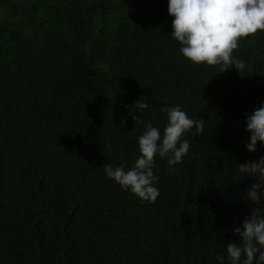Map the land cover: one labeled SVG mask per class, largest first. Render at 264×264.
Instances as JSON below:
<instances>
[{
  "label": "trees",
  "instance_id": "16d2710c",
  "mask_svg": "<svg viewBox=\"0 0 264 264\" xmlns=\"http://www.w3.org/2000/svg\"><path fill=\"white\" fill-rule=\"evenodd\" d=\"M168 0H0V264H218L256 207L235 168L245 114L264 103V32L240 41L246 68L194 65L171 36ZM141 99L140 123L132 106ZM205 120L157 199L108 179L130 167L163 107ZM131 110V112H130Z\"/></svg>",
  "mask_w": 264,
  "mask_h": 264
},
{
  "label": "clouds",
  "instance_id": "9594fccd",
  "mask_svg": "<svg viewBox=\"0 0 264 264\" xmlns=\"http://www.w3.org/2000/svg\"><path fill=\"white\" fill-rule=\"evenodd\" d=\"M167 11L173 18L170 34L180 45L179 54L194 65H219L221 73L230 68L243 71L245 62L234 58L233 52L241 40L264 32V0H168ZM147 108L141 99L132 106L139 112L133 117L135 123H140V111ZM160 111L167 114L163 131L146 124L138 137L139 155L130 167L103 166L108 179L148 203L159 196L153 173L157 155L167 159L170 169L180 164L191 147L183 137L193 128L203 134L205 126L204 119L189 118L178 105ZM245 117V131L250 133L245 148L252 153L258 143L264 146V103ZM235 171L253 177L244 197L256 207L234 228L238 239L225 244L226 259L228 264H264V156L239 164ZM216 260L225 264V255L218 254Z\"/></svg>",
  "mask_w": 264,
  "mask_h": 264
}]
</instances>
